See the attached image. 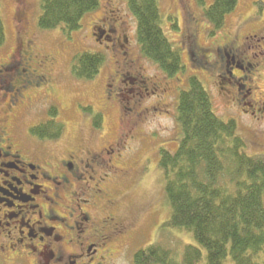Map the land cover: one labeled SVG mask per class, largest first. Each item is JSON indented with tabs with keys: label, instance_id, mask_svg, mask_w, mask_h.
I'll list each match as a JSON object with an SVG mask.
<instances>
[{
	"label": "flooded vegetation",
	"instance_id": "1",
	"mask_svg": "<svg viewBox=\"0 0 264 264\" xmlns=\"http://www.w3.org/2000/svg\"><path fill=\"white\" fill-rule=\"evenodd\" d=\"M15 3L21 10L14 22L22 25L25 18H29L28 0H15ZM182 4L184 10L189 9L186 0H182ZM187 16L184 31L189 40L188 48H184L187 61L192 63L195 57L204 60L208 55L215 59L212 67L217 70L216 84L226 92L229 103L243 106V99L248 97L252 104H244L243 112L263 114L264 96L256 94L253 88V73L259 63L253 58L255 54H251L250 37L244 39L241 48L235 41L201 48L197 41L198 21L188 13ZM96 24H103L109 30L105 43L111 44L112 50L118 49L123 58L119 73L107 77L105 90V103L117 102L123 97V86L129 85L124 92L126 97L121 98L125 120L117 144L123 145L128 140L135 141L137 134L141 136L147 118L164 108L158 95L164 84L146 78L138 62L127 53L128 37L119 11L113 5L108 6L106 19L92 26L98 33L92 36L99 42L106 31L95 27ZM23 30V37H27V30ZM262 43L261 50L264 49V41ZM25 47V64L17 63L14 75L10 73L13 69L10 62L0 67V78L9 76L11 82L7 87H0V264H116L133 248L145 227L150 228L151 223L143 225L142 220L152 219L159 213L153 200L137 208L132 217L124 215L123 203L137 175L132 168L137 170L141 157L125 159L109 146L98 151L97 146L83 147L84 143L89 147L97 143V129L93 127V122L97 121V103L73 96L68 105L64 101L66 97L59 93L58 77L51 72L53 52L32 48L27 43ZM227 52L235 55L230 67L223 62ZM30 56L44 57L37 58L38 64L32 68L30 64L35 62ZM124 70H130L133 81L125 79ZM67 77L76 80L75 84L80 82L71 72ZM241 83L248 86L246 95L240 91ZM222 85L229 90H224ZM31 90L33 96L27 94ZM94 96L91 97L97 101L96 94ZM154 99L157 102L149 106ZM101 108L99 110L104 111ZM41 111L45 113L47 124L88 118L89 130L80 128L79 133L86 129L90 136L87 140L80 138L73 148L69 146L59 153L26 148L25 138L40 144L60 140H38L29 130L25 134L20 132L21 120ZM156 227L161 231L160 224Z\"/></svg>",
	"mask_w": 264,
	"mask_h": 264
},
{
	"label": "rangeland",
	"instance_id": "2",
	"mask_svg": "<svg viewBox=\"0 0 264 264\" xmlns=\"http://www.w3.org/2000/svg\"><path fill=\"white\" fill-rule=\"evenodd\" d=\"M156 1L164 17V35L179 50L183 62V71L172 78L166 77L156 65L140 55L136 41L135 20L128 12L125 0H100L95 10L83 16L80 22V29L68 36H64L61 30L58 29L43 31L37 28L36 22L40 14V0H28L29 6L27 10L29 18H25V23L22 25L14 22L16 17L18 19L21 10L15 0H0V15L5 38L4 44L0 47V67L7 66L6 64L10 62L13 66L10 73L14 75L16 72L14 66L20 62L22 65L25 64L26 43L31 45L32 48H43L46 52H53L55 55L52 56L54 58H52L54 67L51 72L58 77V90L60 95L62 94L66 97L64 101L69 105L71 101L69 99L73 96L77 98L85 97L88 103H97V114H101L103 118L102 128L100 130L97 129V143L92 144L94 147H89L84 143L83 147L95 148L97 146L98 151L109 146V148H114V151L117 154H121L125 159H132L134 156L141 157L137 170L132 168L137 175L134 178L135 185L132 190L129 188L128 198L123 203L124 208H126L124 215L127 218L132 217V213L134 212L135 214L137 208L153 202V200H155L154 208H158L159 213L152 219L142 220L141 224L143 225L151 223L150 228L145 227V232L133 243V248L127 250L116 261V264H133L134 254L151 245H159L176 253L179 261L182 249L185 246H197L189 233L173 231L163 227L164 223L169 219L170 206L164 193L162 172L158 166L160 150L173 153L179 146L181 132L176 123L177 95L180 91L187 89L190 78L198 79L203 85L211 99L213 111L219 118L236 122L237 133L246 143V153L264 157V113L260 115L250 112L244 113L242 108L244 104H252L251 99L248 97L243 99V103H241L243 106L231 105L226 92L221 91V88L216 84L217 70L212 67L215 59L209 57V55L204 60H200L198 57L196 60L195 57L194 61L190 63L186 59L184 50L189 45V40L184 34L185 24L188 21L187 13L198 21L197 41L201 48L214 47L216 44L234 41L241 48L244 45V39L250 37L248 41L253 44L251 54H255L253 58L259 63L253 73V88L256 94L264 96V49H260V44L264 41V0H237L234 11L227 15L224 26L218 30H214L204 17V10L211 4L212 0H200L203 4H200L199 0H186V5L189 8L187 10L183 9L182 0ZM110 5H113L119 11V18L129 41V50L127 52L129 56L138 62L146 78L164 84L158 93L164 108L158 110L153 116L148 117L149 119L147 118L143 123V134L141 136L137 134L134 137L135 141L128 140L123 145L121 142L117 144L118 140L121 139L120 129L125 120V109L122 108L121 98L126 97L127 94H124V92L128 90L129 85L123 86V97L120 98V101L117 100L118 103H105L107 77L119 73L123 58L118 49L112 50V45L105 43L106 36L110 34L103 24H96L95 27H101V29L105 30V36L99 42H96L92 36L93 33H97L92 30V26L96 21L106 19L108 6ZM169 17L174 18L175 23L167 22L166 20ZM23 28L27 30V37H23V34H25ZM84 52L101 54L104 57V62L96 77L88 81L79 80L80 82L75 84L76 80L72 81L67 75L71 72L70 66L73 57ZM234 56L232 53L227 52V57H223L224 65L230 67ZM30 57L35 62L33 63L34 65L32 63L30 65L32 68H36L38 64L36 59L41 57L43 59L44 56ZM234 59L238 61V59ZM123 74L125 79L133 81L134 75L130 70H124ZM233 74L238 76L236 72ZM10 78L13 79L11 76ZM222 79L227 80L225 76H222ZM225 81H221V83L224 84ZM9 83H11L9 76L0 78V87H7ZM240 86H242L241 93L246 95L245 92L248 86L242 83ZM222 88L226 91L229 90L224 85H222ZM27 94L33 96L34 91L31 90ZM94 94H96L97 101L91 97ZM154 102H157V100L151 101L149 106ZM6 104L8 105L9 103L6 101ZM99 107H102L101 110L104 111H100ZM230 107H233V110H230ZM44 114V111H41V113L34 114L27 119H22L19 124L20 132L25 134L39 124H47ZM66 120L61 124L63 132L61 131L58 137V139L60 138L59 141L40 144L34 139L25 138L24 144L26 148L30 150L45 149L59 153L62 149L69 146L73 148V145L77 144L80 138L87 140L90 136L87 131L90 124L88 118ZM80 128H86L87 130L83 129L84 133L81 134L79 133ZM31 135L35 138L32 133ZM138 139L141 140L136 141ZM134 159L136 160V158ZM158 224L161 225V231L156 227ZM201 250L205 257L206 251Z\"/></svg>",
	"mask_w": 264,
	"mask_h": 264
},
{
	"label": "trees",
	"instance_id": "3",
	"mask_svg": "<svg viewBox=\"0 0 264 264\" xmlns=\"http://www.w3.org/2000/svg\"><path fill=\"white\" fill-rule=\"evenodd\" d=\"M99 1L40 0L37 28L58 29L68 36L80 29L83 16L95 10ZM125 2L135 20L141 56L168 78L182 72L181 54L164 35V17L157 1ZM236 5L237 0H212L204 17L214 30L221 29ZM166 21L175 23L172 17ZM3 30L0 15V47L5 40ZM103 62L101 54H77L71 74L77 80H91ZM176 111L179 146L173 153L160 150L158 162L170 206L163 227L189 233L197 246H185L179 261L176 253L151 245L134 254L133 264H264V157L246 153L236 122L214 113L209 94L198 79L190 78L187 89L178 93ZM102 121L97 114L93 127L100 130ZM61 131L59 123H42L30 133L38 140L51 141ZM201 249L206 251L205 257Z\"/></svg>",
	"mask_w": 264,
	"mask_h": 264
}]
</instances>
